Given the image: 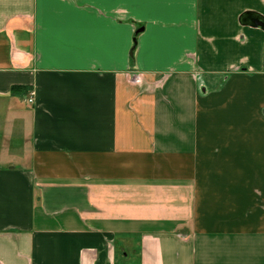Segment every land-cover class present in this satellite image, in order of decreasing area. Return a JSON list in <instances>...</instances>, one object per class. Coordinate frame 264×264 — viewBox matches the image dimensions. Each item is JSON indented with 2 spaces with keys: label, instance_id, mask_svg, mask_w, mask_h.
Listing matches in <instances>:
<instances>
[{
  "label": "crops",
  "instance_id": "crops-1",
  "mask_svg": "<svg viewBox=\"0 0 264 264\" xmlns=\"http://www.w3.org/2000/svg\"><path fill=\"white\" fill-rule=\"evenodd\" d=\"M0 264H264V0H0Z\"/></svg>",
  "mask_w": 264,
  "mask_h": 264
},
{
  "label": "trees",
  "instance_id": "trees-1",
  "mask_svg": "<svg viewBox=\"0 0 264 264\" xmlns=\"http://www.w3.org/2000/svg\"><path fill=\"white\" fill-rule=\"evenodd\" d=\"M22 90H26V88L25 87H22V86H14V87H12L11 88V92H16V91H22Z\"/></svg>",
  "mask_w": 264,
  "mask_h": 264
},
{
  "label": "built area",
  "instance_id": "built-area-1",
  "mask_svg": "<svg viewBox=\"0 0 264 264\" xmlns=\"http://www.w3.org/2000/svg\"><path fill=\"white\" fill-rule=\"evenodd\" d=\"M27 102L28 103H32L33 102V94L32 93L29 94Z\"/></svg>",
  "mask_w": 264,
  "mask_h": 264
}]
</instances>
